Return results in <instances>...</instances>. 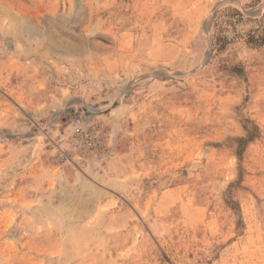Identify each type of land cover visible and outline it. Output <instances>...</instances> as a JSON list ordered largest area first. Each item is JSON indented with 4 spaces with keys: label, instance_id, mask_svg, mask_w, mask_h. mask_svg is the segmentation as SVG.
I'll use <instances>...</instances> for the list:
<instances>
[{
    "label": "rangeland",
    "instance_id": "1",
    "mask_svg": "<svg viewBox=\"0 0 264 264\" xmlns=\"http://www.w3.org/2000/svg\"><path fill=\"white\" fill-rule=\"evenodd\" d=\"M0 264H264V0H0Z\"/></svg>",
    "mask_w": 264,
    "mask_h": 264
},
{
    "label": "built area",
    "instance_id": "2",
    "mask_svg": "<svg viewBox=\"0 0 264 264\" xmlns=\"http://www.w3.org/2000/svg\"><path fill=\"white\" fill-rule=\"evenodd\" d=\"M105 135L106 131L97 125H92L90 128L77 126L73 140L87 149L103 148Z\"/></svg>",
    "mask_w": 264,
    "mask_h": 264
}]
</instances>
